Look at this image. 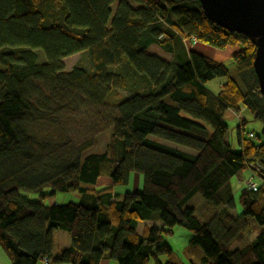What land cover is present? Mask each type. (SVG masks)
<instances>
[{
	"label": "trees",
	"instance_id": "trees-1",
	"mask_svg": "<svg viewBox=\"0 0 264 264\" xmlns=\"http://www.w3.org/2000/svg\"><path fill=\"white\" fill-rule=\"evenodd\" d=\"M175 37L183 45L237 47L232 68L189 49L186 60L149 53L150 46L173 53ZM253 52L245 36L205 20L198 0H0V250L7 263L174 264L165 237L179 226L191 233L189 246L202 250L201 264H264V100ZM80 53L91 72L77 65L66 72L63 59ZM124 60L143 83L112 104L103 152L82 155L61 131L58 142L42 136V129L61 128L59 112L74 92L92 105L106 102L111 68ZM212 79L223 80L215 95L206 88ZM226 111L247 112L260 126L245 131L249 121L238 117L236 152L224 139ZM249 159L263 180L255 190L245 186ZM130 173L142 176V189L114 199ZM101 177L109 184L96 190ZM232 181L243 185L235 217ZM21 190L38 201L20 198ZM64 192L79 193L80 201L44 204ZM195 195L224 208L221 231L186 205ZM143 221L157 226L138 234ZM250 222L261 231L232 247L246 239ZM55 231L68 233L71 245L54 258Z\"/></svg>",
	"mask_w": 264,
	"mask_h": 264
},
{
	"label": "rangeland",
	"instance_id": "rangeland-1",
	"mask_svg": "<svg viewBox=\"0 0 264 264\" xmlns=\"http://www.w3.org/2000/svg\"><path fill=\"white\" fill-rule=\"evenodd\" d=\"M187 48L196 53H201L204 56L216 60H220L218 56H216V49L203 44L193 43L187 41ZM229 52H235L236 48L226 47ZM153 54V51L149 52ZM39 61L44 62V57L42 53L39 51ZM64 61L66 72H69L71 67L77 65L81 66L87 73L91 72L90 69V58H88L87 53H80L78 55L69 56ZM227 67L232 68V62L229 60H224ZM113 73V80L110 83L109 90L110 97L103 104H90L87 99L79 94L74 92L71 94L72 104L59 112V119L61 120V128L56 129H42V136H44L47 140L52 139L53 142L59 141V132H63V136L61 140H69L72 146L82 147V155L88 153L95 152H103L106 148V142L108 140V136L110 135L111 122H108L107 118L115 117L116 111H114L112 104L115 103L116 98H125V96H129L133 93V88H139L143 83V78H141L138 74L134 73L130 67L127 66L125 60L119 61L117 64L113 65L111 68ZM238 117L242 119H248L249 122L246 123V130H254L259 131L260 126L258 122L251 121V116L247 114V112H240L237 115H233L232 113L226 111L224 114V120L229 128L228 134L225 135L227 142L231 145V148L236 152L240 149L236 143L235 138V130L234 126L237 122ZM154 139V138H153ZM156 140V139H155ZM157 142H161L162 144H166L169 147H175L179 150H184L190 154L193 152L175 146L174 144L167 143L162 140H156ZM128 183L125 186H118L115 188L116 194H125L134 191H139L142 189V176L136 175L134 173L129 174ZM103 178L100 180L101 185H97L99 188L101 186H105L103 184ZM243 185L240 182L232 181V192L234 194V203L236 204V209L229 210L230 214L235 217L237 213H239L240 206L237 203L239 189ZM47 191V190H46ZM20 198L32 202L38 201V195L34 192H28L21 190L19 193ZM80 194L75 193H56L53 197H49L44 200L45 205H52L54 202L60 205H65L66 203H76L80 201ZM187 206L191 207L194 210V216H197L198 220L206 224L208 222L209 226L214 229L216 232L221 231L222 227L220 226L221 216H223L224 208L221 206L214 207L208 202H205L199 195H195L190 201L187 202ZM262 228H258L254 224L250 222V228L246 233V239L241 241L240 243H234L232 247H240L245 242L251 241L254 238L257 232H260ZM260 230V231H259ZM167 243L172 250L171 260L174 264H201V257H203L202 250L198 247L189 246V241L191 239V233L182 227L174 226L170 235L165 237ZM164 259V258H162ZM0 261L7 263V259L4 256L3 252L0 250Z\"/></svg>",
	"mask_w": 264,
	"mask_h": 264
},
{
	"label": "water",
	"instance_id": "water-1",
	"mask_svg": "<svg viewBox=\"0 0 264 264\" xmlns=\"http://www.w3.org/2000/svg\"><path fill=\"white\" fill-rule=\"evenodd\" d=\"M208 22L243 35L254 46L252 69L264 100V0H198Z\"/></svg>",
	"mask_w": 264,
	"mask_h": 264
},
{
	"label": "crops",
	"instance_id": "crops-1",
	"mask_svg": "<svg viewBox=\"0 0 264 264\" xmlns=\"http://www.w3.org/2000/svg\"><path fill=\"white\" fill-rule=\"evenodd\" d=\"M115 7H116V5L113 4L112 7H111L112 10H114ZM170 43H171L170 48L172 49L173 53H167L166 54V53L160 51V49L158 47H156V46H150L148 51L149 52L153 51L152 55H155V56L157 55V56L161 57L162 59H164L165 61H170V60L174 61V59L178 55L182 56V58L184 60H186L187 57H188L187 54H186V52L188 51L187 44L183 45L182 43H180L178 41V39H176V37L173 40H171ZM216 52H217L216 56H218V58H220V60H216V59H214V60H216L218 62H221V61L224 62V60H228L232 56V52H229L226 48L221 49V50H216ZM75 55L79 56V54H75ZM71 56H74V55H71ZM67 58H69V57H67ZM66 60L67 59L64 58L63 59V63ZM64 66H65V64H64ZM222 82H223V80H221V79H212L211 81L206 83V88H207V90L209 91L210 94H214L215 95L221 89ZM102 178L104 180L103 184L105 186H101L99 188H96V190L108 186V184H109L108 177H101V178H99L97 180V183H96L95 187H97V185H101L100 184V180ZM113 192L115 193V196L113 198L116 199V200L121 199V197L123 196L121 194L117 195L116 192H115V189L113 190ZM153 225L157 226V223H155V222L151 223V222H148V221H143L142 223H138L136 225L135 229H136L138 234H141L144 227L150 228ZM52 244H53V251H52L51 255H53V257L55 258L60 251H62L64 249H67L71 245L70 236L68 235V233H65L63 231H55L54 234H53ZM162 261H163V259H162ZM0 264H8V263H4L3 261H0ZM68 264H70V263H68ZM99 264H117V263H115L112 260L110 261V260H107V259H102Z\"/></svg>",
	"mask_w": 264,
	"mask_h": 264
},
{
	"label": "built area",
	"instance_id": "built-area-1",
	"mask_svg": "<svg viewBox=\"0 0 264 264\" xmlns=\"http://www.w3.org/2000/svg\"><path fill=\"white\" fill-rule=\"evenodd\" d=\"M194 42V40H193ZM195 43V42H194ZM241 135H245V132L241 129L240 131ZM248 137H252V134L249 133L247 134ZM246 170L249 171L250 175L248 176V179L245 180V186L249 189L255 190L256 187H258V185L263 182V180L260 179V177L258 176V172H259V165L255 162L252 161V159H249L246 162ZM41 264H48L47 259H43L41 261Z\"/></svg>",
	"mask_w": 264,
	"mask_h": 264
},
{
	"label": "bare ground",
	"instance_id": "bare-ground-1",
	"mask_svg": "<svg viewBox=\"0 0 264 264\" xmlns=\"http://www.w3.org/2000/svg\"><path fill=\"white\" fill-rule=\"evenodd\" d=\"M108 175V174H107Z\"/></svg>",
	"mask_w": 264,
	"mask_h": 264
}]
</instances>
